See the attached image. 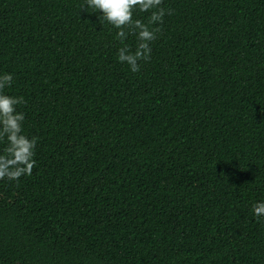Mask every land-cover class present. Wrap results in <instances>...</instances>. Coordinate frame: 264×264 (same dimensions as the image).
Here are the masks:
<instances>
[{"label":"trees","instance_id":"trees-1","mask_svg":"<svg viewBox=\"0 0 264 264\" xmlns=\"http://www.w3.org/2000/svg\"><path fill=\"white\" fill-rule=\"evenodd\" d=\"M80 3L0 0L37 138L0 179V264H264V0H162L136 73Z\"/></svg>","mask_w":264,"mask_h":264},{"label":"clouds","instance_id":"clouds-1","mask_svg":"<svg viewBox=\"0 0 264 264\" xmlns=\"http://www.w3.org/2000/svg\"><path fill=\"white\" fill-rule=\"evenodd\" d=\"M161 5L162 0H81L80 9L99 13L98 22L116 30L114 39L122 45L117 48L116 60L136 73L140 61L150 59L151 44L166 15ZM137 12L148 14L146 22L134 18ZM129 37L133 39L132 44L126 42ZM12 82L11 73L0 72V179L17 181L21 176L30 175L35 166L37 138L24 131L25 115L18 110L23 98L7 91ZM251 212L257 221H264V199L254 201Z\"/></svg>","mask_w":264,"mask_h":264}]
</instances>
